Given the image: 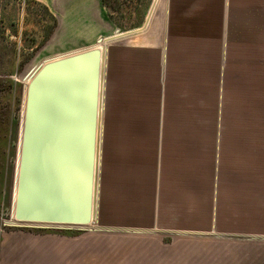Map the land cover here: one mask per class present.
I'll use <instances>...</instances> for the list:
<instances>
[{"label": "crops", "instance_id": "0c3cea01", "mask_svg": "<svg viewBox=\"0 0 264 264\" xmlns=\"http://www.w3.org/2000/svg\"><path fill=\"white\" fill-rule=\"evenodd\" d=\"M33 1L62 29L71 4L83 3ZM84 1L99 27L101 1ZM165 24L163 44L149 46L162 49L148 71L162 73L160 128L124 142L125 175L140 184L125 204L98 209L92 230L2 234L0 264H229L240 240L264 239V0H168ZM98 27L73 42L97 44ZM60 41L51 35L38 58L59 52ZM110 152L113 179L121 151Z\"/></svg>", "mask_w": 264, "mask_h": 264}, {"label": "rangeland", "instance_id": "374dc122", "mask_svg": "<svg viewBox=\"0 0 264 264\" xmlns=\"http://www.w3.org/2000/svg\"><path fill=\"white\" fill-rule=\"evenodd\" d=\"M125 2L122 12L114 15L115 23L109 20L107 10L102 6L99 27L97 26L99 15H96L97 18L94 15L85 34L66 28L71 33L61 36L66 24L62 29L59 18L51 15L43 5L33 0H0V237L4 233L22 230L27 233L50 231L65 235H77L83 231L34 226L11 228L18 231L10 232L3 229L4 223L11 222L15 216L19 149L27 87L36 72L51 60L74 55L96 46L103 53L94 190L95 217L91 226H96L98 209L100 211L102 207H106L110 210L112 200L117 198L120 200L119 197L125 204V196L133 194L137 187L135 183H138V180L127 179L125 175L126 160L129 164L132 161L124 156V152L128 150L124 142L132 139L133 130L160 128V121L157 119L156 86L158 81H161L159 75L162 73L158 74L156 70L152 79L148 71L154 70L153 65L158 67L157 59L160 61L161 56L158 55L162 49L152 48L154 52L150 58L149 51L152 49L149 46L159 44L161 46L164 42L168 0ZM148 19L150 21L146 30L131 37L125 35L143 30ZM95 26L98 28L93 35L100 34L102 40L100 43L81 47L79 43L73 42L78 38L90 36ZM53 27L52 36L62 40L60 41L62 47L52 57L38 58L48 45L47 37ZM65 38L68 41L64 40ZM246 91L248 94V89ZM143 92L147 100L150 98V108L140 103ZM234 107L236 106L230 105L231 109ZM111 145L121 151L118 163L122 172L113 179L110 177ZM123 220L126 221V218L114 216V222L122 223ZM240 242L242 248L231 253L229 264H264V239L245 238Z\"/></svg>", "mask_w": 264, "mask_h": 264}, {"label": "water", "instance_id": "95a60500", "mask_svg": "<svg viewBox=\"0 0 264 264\" xmlns=\"http://www.w3.org/2000/svg\"><path fill=\"white\" fill-rule=\"evenodd\" d=\"M100 69L96 46L45 63L29 82L15 216L5 227L92 230Z\"/></svg>", "mask_w": 264, "mask_h": 264}, {"label": "bare ground", "instance_id": "6f19581e", "mask_svg": "<svg viewBox=\"0 0 264 264\" xmlns=\"http://www.w3.org/2000/svg\"><path fill=\"white\" fill-rule=\"evenodd\" d=\"M91 6L92 5L90 2H85V1H83V3L75 2L73 5L71 4L70 10L74 9V13L70 17L71 22L66 23V28L73 30L79 34H85V31H87V26L90 25V21H93V17H94V13L91 11ZM75 14L77 15L78 19H74V17H76V16H74ZM98 50L100 51L99 48H98ZM102 64H103V53L101 52L100 91H101ZM99 99H100V96H99ZM99 106H100V103H99ZM99 106H98V112H99ZM97 139H98V118H97ZM96 151H97V146H96ZM96 159H97V155H96ZM95 173H96V161H95ZM17 186H18V183H17ZM94 190H95V175H94ZM13 215H14V210H13ZM94 217H95V207H94V197H93V219H92V222L94 221ZM92 222H91V224H92Z\"/></svg>", "mask_w": 264, "mask_h": 264}, {"label": "trees", "instance_id": "16d2710c", "mask_svg": "<svg viewBox=\"0 0 264 264\" xmlns=\"http://www.w3.org/2000/svg\"><path fill=\"white\" fill-rule=\"evenodd\" d=\"M100 1H101L102 6L107 10V15H108L109 20L111 22L115 23L114 15H115V13L122 12V6L126 3L125 0H100ZM53 31H54V27L49 32L47 40L52 35ZM3 229L6 232L18 231V229H11V228H6V227H4ZM42 232L52 233L50 231H36L37 234H41ZM1 239H2V237H0V242H1Z\"/></svg>", "mask_w": 264, "mask_h": 264}, {"label": "built area", "instance_id": "2783aa9c", "mask_svg": "<svg viewBox=\"0 0 264 264\" xmlns=\"http://www.w3.org/2000/svg\"><path fill=\"white\" fill-rule=\"evenodd\" d=\"M0 22H1V14H0Z\"/></svg>", "mask_w": 264, "mask_h": 264}]
</instances>
